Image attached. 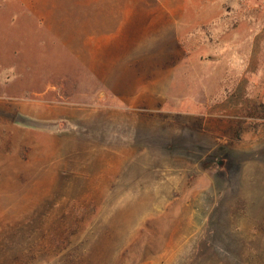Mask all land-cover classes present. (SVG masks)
<instances>
[{"label":"rangeland","instance_id":"rangeland-1","mask_svg":"<svg viewBox=\"0 0 264 264\" xmlns=\"http://www.w3.org/2000/svg\"><path fill=\"white\" fill-rule=\"evenodd\" d=\"M0 264H264V0H0Z\"/></svg>","mask_w":264,"mask_h":264},{"label":"crops","instance_id":"crops-1","mask_svg":"<svg viewBox=\"0 0 264 264\" xmlns=\"http://www.w3.org/2000/svg\"><path fill=\"white\" fill-rule=\"evenodd\" d=\"M141 25H143V26L141 27L142 29H146V28L144 27V24L141 23Z\"/></svg>","mask_w":264,"mask_h":264}]
</instances>
